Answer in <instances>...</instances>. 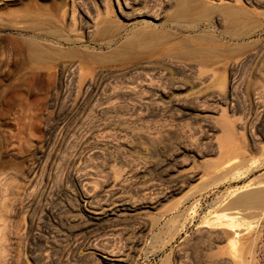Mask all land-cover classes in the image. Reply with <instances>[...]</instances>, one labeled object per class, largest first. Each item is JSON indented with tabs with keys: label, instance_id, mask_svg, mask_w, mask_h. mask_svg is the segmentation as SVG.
Masks as SVG:
<instances>
[{
	"label": "rangeland",
	"instance_id": "rangeland-1",
	"mask_svg": "<svg viewBox=\"0 0 264 264\" xmlns=\"http://www.w3.org/2000/svg\"><path fill=\"white\" fill-rule=\"evenodd\" d=\"M193 1L256 24L176 25V0H0V264H264V202L228 204L264 188V0ZM95 17L125 29L102 38ZM145 24L172 40L110 57ZM204 33L219 54L188 51Z\"/></svg>",
	"mask_w": 264,
	"mask_h": 264
},
{
	"label": "bare ground",
	"instance_id": "bare-ground-1",
	"mask_svg": "<svg viewBox=\"0 0 264 264\" xmlns=\"http://www.w3.org/2000/svg\"><path fill=\"white\" fill-rule=\"evenodd\" d=\"M114 1H115L116 8H117V11L118 12H121L122 11V7L120 6V5H122L121 3H123V5L125 7L127 5V0H121L122 2H120V0H114ZM109 12H110V8H107V10L105 11V13L108 15ZM215 12L218 13V15L222 19V22L224 23L223 33L225 35H229L232 38L233 37H239L241 35H247V34H249L251 25L256 24V21H254L255 18L252 19L250 17V15H249L250 13L248 14L247 12L242 11V9H240L238 7H233V6H220V7H216V8H209V6H206V5H201V4L200 5H194V4H192L191 0H176L174 11L169 16V20H171L172 22H174L176 25H181L184 22H194V23H196V22H200V21H207V20H209V16L212 13L214 14ZM253 17H255V16H253ZM95 18H96L95 21H93V27H95V29H98L97 31L96 30L95 31L100 36H102V38L104 37V38L109 39L112 36H114V33H116V32L118 33V32H120V31H122V30L125 29L124 26L119 27V25L115 21L106 20V19H104V17H102V18L95 17ZM125 19L128 20L129 18L128 17L127 18L125 17ZM244 27H246V29H244ZM242 29H244V30H242ZM171 38H172V36H170V35H168L166 33H161V32L159 33V32H155L154 30H151L150 29V25L149 24H145L139 30H137L136 32H134L129 39H127L123 43L121 42L122 45L120 44L121 46H120L119 50H116V51L112 52L110 54V57L111 56H118V55H122V54L128 53L132 49H135L134 47H136V46H142V49H143L144 48L143 46L146 45V44H148V43H153V42L158 41V40L159 41L160 40L170 41ZM216 42L219 43L218 40H216L214 37H212L209 33H204L203 35H201L200 37H198L196 39V43L197 44H202V45H204V47L199 46L201 48L195 49V51H192V50H188V51L189 52L191 51L190 53H192L194 55H198V56H201V55H203V56L213 55L214 53L215 54H219L220 52L217 53V51L216 50L214 51V49H212V47H211V46H214V47L217 46V45L211 44V43H216ZM210 44H211V46H210ZM28 45L32 49L34 57L39 58L41 56V54H43V52L40 51V48L37 46V44H35L33 42H29ZM191 47H192V45H191ZM182 48H185V47H182ZM194 48H195V46H194ZM186 49H187V47H186ZM58 51L61 52L62 50L60 51V49H59ZM185 51L183 50V52H185ZM177 52H180V51H177ZM48 53H50V52H48ZM57 54H59V53L57 52ZM252 185H255V183H252V182H249L248 183L247 182V184H245L244 186L241 187V189H243L242 191L237 192V193L235 192L236 194H234L235 195L234 198L231 201H229V203H228L229 206L230 207H233V208H235V210H237L236 208H241V207H256V206H259V205L263 204V202H264V188L260 187V185L259 186H254V187H252ZM237 215H236V218L240 217L239 216L240 214L238 215V217H237ZM221 216H223V215H220V217ZM226 216L228 217V215H225V217L223 216V218L225 219ZM221 218L218 219L219 222H220ZM234 218H235V216H234ZM216 221H217V219H216ZM226 221H227V218H226ZM239 221L241 222L240 218H239ZM230 223H232V222H230ZM237 223L238 222H236V224ZM224 224L227 225L228 223H224ZM236 224H235V226H236ZM238 224H240V223H238ZM206 225H208V224L206 223ZM222 226H224V225H222ZM233 228H235V227L233 226ZM237 228H239V227H236V229ZM226 229L227 228L225 227V229H223V230H226ZM223 230L220 232L221 234H223V235L230 234L228 231L225 232ZM216 234H219V233L217 232ZM230 235H232L235 238H238L239 232L238 231H233ZM227 244H228L227 247H229L230 250L231 249H234L235 242H232V241L229 240ZM232 251H234V250H232ZM116 261L118 263H120V264H125V260H124L123 256H119Z\"/></svg>",
	"mask_w": 264,
	"mask_h": 264
}]
</instances>
